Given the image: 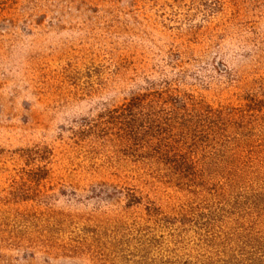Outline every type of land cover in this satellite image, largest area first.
<instances>
[{
  "label": "rangeland",
  "instance_id": "374dc122",
  "mask_svg": "<svg viewBox=\"0 0 264 264\" xmlns=\"http://www.w3.org/2000/svg\"><path fill=\"white\" fill-rule=\"evenodd\" d=\"M165 88L195 185L82 132ZM0 264H264V0H0Z\"/></svg>",
  "mask_w": 264,
  "mask_h": 264
},
{
  "label": "trees",
  "instance_id": "16d2710c",
  "mask_svg": "<svg viewBox=\"0 0 264 264\" xmlns=\"http://www.w3.org/2000/svg\"><path fill=\"white\" fill-rule=\"evenodd\" d=\"M223 114L190 94L147 89L82 132L108 140L119 153L148 164L170 181L191 186L201 172L198 151L215 136Z\"/></svg>",
  "mask_w": 264,
  "mask_h": 264
}]
</instances>
